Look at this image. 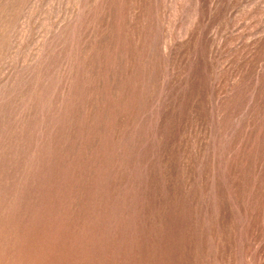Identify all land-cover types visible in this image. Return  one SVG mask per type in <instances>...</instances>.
Instances as JSON below:
<instances>
[{"label": "rangeland", "instance_id": "obj_1", "mask_svg": "<svg viewBox=\"0 0 264 264\" xmlns=\"http://www.w3.org/2000/svg\"><path fill=\"white\" fill-rule=\"evenodd\" d=\"M0 264H264V0H0Z\"/></svg>", "mask_w": 264, "mask_h": 264}]
</instances>
